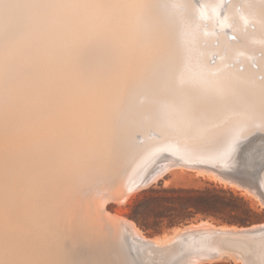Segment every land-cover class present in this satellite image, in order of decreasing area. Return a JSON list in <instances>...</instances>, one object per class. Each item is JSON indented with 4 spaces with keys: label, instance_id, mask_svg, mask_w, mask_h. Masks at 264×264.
I'll list each match as a JSON object with an SVG mask.
<instances>
[{
    "label": "rangeland",
    "instance_id": "1",
    "mask_svg": "<svg viewBox=\"0 0 264 264\" xmlns=\"http://www.w3.org/2000/svg\"><path fill=\"white\" fill-rule=\"evenodd\" d=\"M194 1L196 3L195 5L197 10L190 13L189 16L191 18H198L200 13L204 14L205 9L203 3L201 4L199 0ZM229 1H223V5L221 7L222 14H218V17L216 16L214 18L218 23L222 21V15L226 10V6ZM238 3L234 4V9L235 11L237 10V14L242 16V6L240 3ZM51 4L52 6L49 7V10L45 15L44 27L39 28L40 32H38L37 36L28 42L25 51H22L20 54L14 53L16 58L15 56H12L14 55L12 51L14 49L13 47H15V43L18 40L24 38L22 37L24 31H21L22 33L17 31L19 34L15 31L14 33H11L12 35L10 39L8 38L4 41L5 45L2 48L3 51L11 53V61L7 58V55L5 56L3 55V52H0V57L2 56L0 58V194H11L12 196L19 198V203L15 204L18 206L17 208L22 211L21 213L23 214L25 220L34 218L35 205L33 202H35L34 197L37 193H40L43 196V200H45L49 195L58 199L57 202H55L56 200L54 199V202L48 204V212L46 211V208L45 211H42L43 213L39 212L40 215L42 213L41 218L45 221V224H43L45 227L47 226L46 220L49 221L48 223H51L50 227H46L48 234H42V236L40 234V236L42 238L44 237L45 240L47 236L51 235L49 234L50 230L48 231V228H51V232H53L56 231V228L52 227L53 224L54 226L55 224H58L57 228L60 227L59 225L61 224V221L59 219L65 214L63 213L64 210L60 211V208L63 209V205H70L71 203L73 205L78 202L81 203L82 200H88L90 201L91 206V212L89 214H94L91 203H101V201L98 199L101 200L103 196H106L105 199L107 198L103 203L104 206H102V208H104L102 210L105 212L104 217L109 212V215L107 214L108 217L113 216L115 213L114 215L117 214L124 219L130 218L129 220L133 221L134 224L137 225L141 232L146 236L159 234L163 230L169 229L173 226H184L188 225L189 223H196L204 220H207L209 223H213L215 225L227 224L230 226H238L240 228L257 229V232L249 237H240L232 240L234 241V244L231 241L227 243V246L226 244L225 246L222 245L221 248L225 252L224 255L220 258L210 261L203 259L200 261L201 263L196 262L198 253L199 255L203 254V252L200 253L201 251L198 253L187 252L183 255H177V253L166 254L165 258L162 255L159 257L155 253L147 254L145 251H139L138 254L140 257L136 259L132 254V250L135 248L132 244L133 234L127 229V227L123 226L120 220H118L119 226L113 230L111 225L107 224V222L106 225L104 223H100L105 222V220H107V216L106 219L103 218L105 219L103 220V215H99L97 220L99 222L96 224L97 221L95 219L93 220V218H96V215L94 214L95 217L94 215L91 216V219L89 217L90 215L88 214L89 216H87V220L90 221L89 219H91L93 222L96 221L94 226L96 227L98 225L103 229H100V231L97 227L96 229L99 231L96 229L94 231L93 224H91L92 221L89 222V227L93 228L91 230H93V233L97 235L99 243L97 245H95V243L94 245H83V264H182L187 257L190 260L194 257L193 260H191L192 264H264V198L259 194L251 193L253 196L250 195V193L247 194L248 191L246 193V189H243V187H240L236 183L228 184L226 183L227 181H223L220 176L222 175L220 166L222 163L229 162L231 160L232 155L230 146H234V149L236 150L238 148V138L242 137L245 139L252 133H264V125L261 124L260 120L256 122L255 120L250 121L249 119H246L245 116H243V113H228L229 116H227V113H199L198 110L193 107L189 108L187 111H185V113L177 112V114L175 113L174 108L169 113L166 111H160V113H149L148 110L141 107L138 110L139 113H107L102 121L98 122V120H95L91 123H88V128L90 130L88 131L89 137H81L80 141H78L79 144H77L78 148L72 146L64 133V128L67 127L65 123L66 121L63 117L57 115L61 114V110H58V113L57 110L56 112L54 111L59 105L60 109L62 108V99L65 98L63 99L64 101L68 100L67 94L71 93V91L68 92L69 83L73 84L70 70L73 69V73L75 71V77H79L80 75L81 0H59L53 1ZM176 10L183 11V5L177 4ZM76 13L78 15H76ZM216 20H214L212 23L210 20L208 22L207 18H202L197 27V32L200 34H205L209 37L212 36L213 33L219 35L222 34L224 30H226L228 25L232 26L236 21L234 17H230L228 20V25H226V27L220 28ZM246 21H248V19L244 20L240 30L242 32H246L248 29L254 30L256 25L254 21ZM201 25L203 26L201 27ZM16 37L17 39L19 37V39L17 40ZM226 37L229 40L228 42L239 41V36H236L234 32L232 37H228L227 35ZM218 39V37H215L212 40L214 46L220 45L217 42ZM20 41L22 42V40ZM52 41H54V43ZM8 42H11V44ZM199 44L201 46H206V39L201 38L199 40ZM67 51L68 53L66 54ZM227 52V46L224 44L221 45L220 51L214 52V54L212 53L213 57H210L214 61L209 59L211 61L208 62L211 66L214 65L216 56L219 54L223 58H227V62L225 63L226 68H231L235 71H242L244 68L243 60L247 57V55L245 56L242 50H238L230 56L226 55L228 54ZM261 52L263 53L262 49L256 48V52H254L252 55H248V60L250 61L251 66L256 67V78L258 80L263 79L264 72L258 69V65L254 62L253 58L260 57L262 55ZM57 54L63 55L64 57L56 56ZM6 59H8V61ZM36 60H39V64L38 62L36 63ZM9 62L11 63L9 64ZM53 64H55L56 68L60 67V69L58 70L57 68L55 70V67H52ZM3 66L4 68L1 72V68ZM240 66L241 68H239ZM35 69L40 71V74H43V79H40V74V76L34 75ZM50 69L51 72L49 71ZM48 71L50 73H48ZM56 71L58 73L62 72V74L59 75L56 73ZM63 71L66 72L63 73ZM52 72L53 74L55 72V75L57 76L54 75L55 77H51L52 75L50 76L49 74ZM35 78L36 80L38 79L37 82L35 81ZM50 78H54L52 79L53 81H51ZM64 78L68 79V81H63ZM48 79H50V81ZM96 79H93L94 81H90H93V83L96 85L97 81L100 83V79ZM38 81H40V85L38 84ZM34 83L36 85L38 84L39 87L42 88L40 95H38L40 88H38V86L36 87ZM62 83L67 86H63ZM93 83L88 82L87 85L86 82H81L79 84L87 85L88 89L94 90L96 87ZM72 84H70V87ZM89 84H92L94 88L92 86L90 87ZM54 85H57L56 89ZM74 85L75 87L78 85L77 81ZM61 86H63V88H61ZM36 88H38V90H36ZM35 95H37V97H35ZM170 96L171 95L164 98H151L148 97L146 93L141 92V104L144 106L145 102L159 104L165 101L172 102L176 100ZM57 97L58 100L56 99ZM41 99L43 101L38 103L37 101ZM155 99H157V102ZM55 104L57 106H55ZM68 104H70L69 100ZM63 105L64 107L68 106L67 101H65ZM38 114L40 115L39 119L37 118ZM49 114L51 115L50 117ZM216 118L223 120L225 119L226 121L232 123L231 128L225 135L223 141L215 140L212 137H209V135L205 132V129L202 130L204 126H208L209 124L212 125L214 122L213 120ZM38 121L42 122L43 127L42 136L40 137L39 143L40 149L38 147L36 148L35 142V128L36 122ZM115 122L116 125H114ZM72 124L71 128L74 127V124ZM190 125L196 126L194 129H191L189 128ZM124 130L125 133L129 132L130 135L127 137L128 140L125 144V152L122 151L124 150V146L120 138V132ZM111 142H115L114 145ZM229 143L232 144L228 146ZM262 147L259 148V155L257 154L259 157L264 155ZM113 151L116 156L113 154ZM118 151L121 152L117 153ZM127 154L129 157H127ZM182 154L186 155L183 156ZM94 156L96 157L94 158ZM189 157L191 158L189 159ZM209 162L214 166L210 165ZM148 163L150 166H152L150 170H146ZM114 164L117 165L115 166ZM157 167L160 169L153 172V168ZM214 167L216 171H213ZM200 168H202V170ZM5 172L8 174H5ZM143 172L145 175L152 174L150 179H153L149 180L145 185H143L146 188L141 187L140 184L135 186L136 183L134 181L136 180V177L141 175ZM207 173H210V175L212 174L213 176H208ZM98 176L101 177L102 180ZM111 187L114 188L112 189ZM261 188L264 192V173L261 182ZM149 189H153V191ZM179 189H182L183 191H177ZM196 189L210 190L208 195L210 200L208 202H212V204H210L208 211L203 210V208L197 210L192 204H185V200H179L177 198L178 195H191L193 194L192 190ZM94 196L101 197L96 198ZM73 197H75L77 200L73 199ZM93 197L95 198V201L92 199ZM201 203L202 204H200V207H203L202 205L205 202ZM57 204L60 206L59 210ZM52 206H54V208ZM46 212L49 213V215L46 216ZM52 212L54 214L57 212V215L60 214L58 216L59 218L57 216V219L54 218L55 216ZM133 213L137 214L138 220L131 217V214ZM99 218H101V220ZM49 219H51V221ZM56 220L59 221L57 222ZM53 221H56L57 223H54ZM100 224L104 225L105 227ZM104 228L106 231H104ZM107 229H109V231H107ZM46 231L45 233H47ZM102 231L103 234H101ZM116 231L120 235H118ZM40 236L37 235V237L35 236L33 238L37 239ZM36 239L34 242H32L33 240L31 239V242L33 243V250L38 249L40 252V264L42 262V264H44V262H46V264L49 262L50 264L51 253L54 251L53 249L55 246L54 241L51 238L50 240L52 243L50 244L49 239V242L46 241L47 243H45V240L43 241L40 239L41 241H38ZM115 239L116 241L114 242L113 240ZM0 243H2L1 240ZM42 244L46 246L43 253L39 250L41 249L40 246ZM106 244L107 246H105ZM245 245L247 247H245ZM49 248L51 249L50 252ZM228 248L231 250H228ZM240 248L243 251H241ZM0 249V264H16L15 259L18 257L20 259H17V262H19L17 264H25L26 259L20 256H14L10 259H6L7 254L6 251L4 252L3 246H1V244ZM46 249H49L48 252ZM239 251H241L244 256H242L243 254L239 253ZM45 254H47V256L50 254V258H48L49 261ZM232 254L234 255L231 256ZM236 255L237 257L239 256V259L236 257ZM31 256L33 258L30 257V259H32L33 262L27 259L26 264H30L31 262V264H38V252L34 251ZM42 256H46L47 261L44 257L42 259Z\"/></svg>",
    "mask_w": 264,
    "mask_h": 264
},
{
    "label": "bare ground",
    "instance_id": "2",
    "mask_svg": "<svg viewBox=\"0 0 264 264\" xmlns=\"http://www.w3.org/2000/svg\"><path fill=\"white\" fill-rule=\"evenodd\" d=\"M53 1H59V0H0V52H3L4 54L3 53L2 54L5 56L7 55V58L10 59V61H11V57H10L11 53H7L2 49L3 46L5 45L4 41L8 38L10 39L12 35L11 33H14L15 31L22 33L24 31L22 35V37L24 38L20 39L22 40V42L18 40L19 37L18 39L16 37L18 41L15 43V47H13L14 49L12 52L13 54L14 53L20 54L22 53V51H25L28 42L31 41L34 37H36L38 32H40L39 28L44 27L45 15L49 10V7L52 6L51 3ZM199 1L201 2V4L203 3L205 9L204 14L200 13L198 18H191L189 14L197 10L195 5L196 3L194 0H81L80 75L79 77H75L74 76L75 71L73 73L72 71L73 69L70 70L71 78L73 80V84L69 83V88L67 87L68 92L71 91L70 94H67L70 104H68V100H65L67 101L68 106L64 107L63 103H65V101L63 99L65 98L63 99L61 98L63 101L61 103L62 108L60 109L59 107L60 105L57 106L55 104V106H57L56 108L59 109L55 108L54 111L56 112L57 110L58 113V110H61V114H57V115H60L66 121L65 123L67 127L64 128V133L67 136V139L70 141V144L72 146L78 148L77 144H79L78 141H80L81 137L82 138L86 136L89 137L88 131L90 130L88 128L89 126L88 123H91L92 121L95 120H98V122L102 121L107 113H139L138 110L141 107H143V109L148 110L149 113H160V111L161 112L166 111L169 113L173 108L176 114L177 112L185 113V111H187L189 108L192 107L197 109L199 113H224V114L227 113V116H229L228 113H243V116H245L246 119H249L250 121L255 120V122L260 120L261 124L264 125V77L262 80H258L256 78V73H257V71L255 70L256 67L251 66L250 61L248 60V55H252L254 52H256V48L262 49L263 50V53L261 52L262 55L260 57L253 56L254 57L253 60L258 65V69L264 72V0H230V1L228 0L229 3L227 4L226 10L222 15L223 19L219 23L214 18L216 16L218 17V14L219 15L222 14L221 7L223 5L224 0H199ZM238 2L242 6V13H243L242 16L237 14L236 12L237 10L235 11L234 9L235 8L234 4ZM177 4L183 5V11L176 10ZM76 15L78 14L76 13ZM230 17H234L236 20L232 26L228 25L229 22L228 20ZM202 18H207L208 22L210 20L212 23L214 22V20H216L220 28L226 27V25L228 26L226 27V30H224L222 34L216 35L215 33H213L212 36L209 37L206 36L205 34H200L197 32V27ZM245 19H248V21L249 20L254 21V23L256 24L254 30L248 29L246 32H242L240 30V27ZM202 26L203 25H201V27ZM233 32L236 36H239L238 42H234L233 40H232L233 42H228L229 40L226 37V35L228 37L230 36L232 37ZM215 37L219 38L217 42L220 45L218 46H214V44L212 43V40ZM201 38L206 39L207 41L206 46H201L199 44V40ZM52 42L54 43V41ZM8 43L11 44V42ZM223 44L227 46L228 54L226 55L228 56L234 54L238 50H242L245 56L247 55V57L243 60L244 68L242 71H238V70L235 71L231 68H226L225 63L227 62L226 61L227 58H223L219 54L216 56L214 65L212 66L210 65L209 62L212 60V58H210L212 56V53L214 54V52H219L220 47ZM67 53L68 51L66 52V54ZM15 54L12 56H15ZM56 56H63V55L57 54ZM8 59L6 60L8 61ZM37 62L39 64V60H36V63ZM10 63L11 62H9V64ZM52 67H55V64H53ZM3 68L4 66L1 68V72ZM57 68L55 67L54 69L56 70ZM239 68H241V66ZM38 69L41 70L40 68ZM59 69L60 67L58 68V70ZM49 71L51 72V69ZM49 71L48 73H50ZM57 71L56 73H58ZM64 72L66 71H63V73ZM56 73L54 72L53 74L52 72L49 75L50 76L52 75L51 77H55L57 76L55 75ZM39 74L40 71L35 69L34 75L37 76ZM58 74L61 75L62 72ZM40 75H41L40 79H43L42 78L43 74ZM36 78L35 81L37 82L38 79L36 80ZM96 78H98V80L100 79V83L98 81L96 82V85L98 83L97 86L95 85V83H93L94 81L93 79ZM50 79L48 80L50 81ZM52 79L51 81H53ZM64 79L63 81L66 80L68 81V79L66 78ZM76 81L78 85H76L75 87L74 84ZM81 82H86L87 85L88 82H91L94 84L96 89L94 90L88 89L87 85L79 84ZM39 83L40 81H38V84ZM38 84L36 85L34 83L36 87L38 86V88H40L39 87L40 84L39 85ZM70 84L74 86L71 85L70 87ZM89 85L90 87L92 86V84ZM56 86L55 89L57 88ZM63 86H67V85L63 84ZM63 86H61V88H63ZM38 88H36V90H38ZM41 89L42 88H40V90L38 91V95H40ZM141 92L146 93L148 97L151 98L152 97L164 98L167 96L169 97V95H171L170 97H173L176 100L172 102L165 101L159 104L143 102L145 105L142 106L141 104L142 98H140ZM35 97H37V95H35ZM56 99L58 100V97ZM155 100L157 102V99ZM41 101L43 100L41 99L38 100L37 102L40 103ZM39 114L37 115L38 119L40 118ZM50 116L51 115L49 114V117ZM213 121L214 122L212 125L209 124L210 126L209 125L204 126L202 130L205 129V132L209 135V137H212L215 140L223 141L225 135L227 134V132H229L232 123L226 121L225 119L223 120L220 118L218 119L216 118ZM38 122H36V128H35V142H36V148L38 147L40 149L39 143H40V137L42 136L43 127H42V122L41 121L39 123ZM72 123L74 124L73 128H71ZM114 125H116V122ZM195 126L196 125H190L189 128L194 129ZM128 136H130L129 132L125 133V130L120 132V138L124 146L123 148L124 150H122L123 152H125V144L126 141L128 140L127 139ZM254 136H257V138H259V141L257 142L256 145L259 148L263 146L262 151H264V133H252L249 137H247V139H250L251 137ZM254 139L256 141L255 137ZM253 147L254 144L253 145L250 144L249 148L246 149L245 151H242V153L241 150L237 148L236 155H232L231 160L229 162L222 163L220 166V171L224 169H228L230 165L232 166L236 163L238 167L242 170H245L247 174L248 173L251 174L252 172L259 170L258 178L261 187V182L264 173V163L263 164L261 163L264 160V155L259 157L258 156L259 154L257 155L256 153H252L251 151L252 149H254ZM120 152L118 151L117 153ZM95 157L96 156H94V158ZM127 157H129L128 154ZM190 158L191 157H189V159ZM159 169L160 168L158 167L153 168V172L158 171ZM200 169L202 170V168ZM214 170L215 167L213 171ZM5 174L8 173L5 172ZM207 175L209 176L210 173H207ZM147 176H149L148 181L153 180L150 179L152 176L151 174L150 175L146 174L144 178H146ZM220 176L221 179L223 181H227L226 183L228 184L236 183L240 187H243V189H246V193L248 191L247 194L250 193V195H252L251 193H253V194L261 195L254 185H250V183L252 182L251 179H244V181L247 182H242L236 177H232L230 175H224L223 173ZM99 178L101 179V177ZM94 197L92 199L95 201ZM103 197L101 200L98 199L99 201H101V203L95 204L94 201H93L94 203H91L93 208L92 211L94 212L97 218V219L93 218V220L95 219L97 221L99 215H103L102 219L103 218L106 219L107 216V220L103 219L105 220V222H100V223H104L106 225L107 222V224L111 225V228L113 230H115L114 228H117V226H119L118 220H120L123 226L127 227V229L130 230L133 234L132 244L135 248L132 250V254L136 259L140 257L138 254L139 251H145L147 254L155 253L159 257L160 255L164 256V258L166 254L177 253V255H183L184 253L187 252L198 253L201 251L200 253L203 252V254L199 255L198 253V257L196 256L197 257L196 262H200L203 259L210 261L213 259L220 258L224 255L225 252L221 248L222 245L225 246L226 244L227 246V243L231 242L234 239L240 237H249L257 232V229H252V228L246 229L234 225L230 226L227 224L215 225L213 223H209L207 220L206 221L204 220L196 223H189L188 225H184V226H180V225L173 226L169 229L163 230L159 234H154L153 236H146L141 232V230L137 227V225L134 224L133 221L129 220L130 218L124 219L123 217L118 216L117 214H116L117 216L114 215L115 213L114 214L112 213L113 216L108 217L109 212L107 213L108 215L106 214V216L104 217L105 212L102 210L104 209L102 208V206H104L103 203L106 201L107 198L105 199L106 196ZM34 198H35V202H33L35 205L34 218L25 220L23 214L21 213L22 211L19 210V208H17L18 206L15 204V203H19V198L16 196H12L11 194H2V195L0 194V240L2 242L0 244L1 246H3L4 252L6 251L7 254L6 259H10L11 257L14 256H20L26 259L25 260V264H26L27 259L33 262V260L30 259V257L33 258L31 255L34 253V251H37L39 260L37 259L36 260L37 262L39 261L38 264H40V256H39L40 252L38 251L37 248H36L37 250H33L32 247L33 244L32 242H34V240L36 239V238L34 239L33 237L35 236L37 237V235L40 236V234L41 236L42 234H46V235L48 234V232L46 231V227L48 226L50 227L51 223H48L49 221L46 220L47 226L45 227L43 225L45 224L44 223L45 221L42 220L41 218L43 213L42 211L43 210L45 211V208L47 211V207L49 206L48 204L54 202V199L56 200L55 202H57L58 199L49 195L48 197H46L45 200H43V196L40 193H37ZM73 199L76 198L73 197ZM54 206L52 207L54 208ZM57 207L59 210L60 206H58V204ZM62 208L63 209L60 208V211L64 210L63 213L65 214L64 215L62 214L64 218L61 215L62 217H60L59 219L61 221L60 222L61 224L59 225L60 229L57 228L58 224L57 225L55 224L56 227L54 226V224L52 226L56 228V231L51 232L52 229L48 228V231L50 230L49 234H51L49 236L54 241V245H55L53 249L54 251L52 250L53 252L51 253V258H50V254H48L49 256H47V254L45 255L47 256V259L48 258L51 259L50 264H83L84 262L83 261L84 252H82L83 245H89V244L94 245V243L95 245H97L99 243V239L97 235H95L93 232L97 227L99 230L103 228H101L98 225L96 227L94 226L96 221L93 222L91 220L92 219L91 216H93L94 214H89L91 212L90 209L91 206H90V201L88 200L87 201L82 200L81 203L78 202L73 205L72 203L70 205L65 204L63 205ZM39 212H42L41 215L39 214ZM47 212H46V216L49 215V213ZM55 214H54L55 217L53 216L54 218L60 215V214L57 215L58 213L56 215ZM87 216L91 218L88 219L92 221L91 224H93L94 231L91 230L93 229L92 227L91 228L89 227L90 221L87 220ZM99 219L101 220V218ZM49 220L51 221V219ZM56 221L53 222L57 223L58 221L57 222ZM98 222L99 221H97L96 224H98ZM102 226L105 227L104 225ZM98 229L96 230L99 231ZM45 231L47 233H45ZM104 231H106L105 228ZM107 231H109V229H107ZM101 234H103V231ZM47 237L46 240L43 237L45 243L49 242V240L51 239L50 237H49L50 239ZM39 238H37L36 240L39 241L42 237L40 239ZM43 238L41 240H43ZM31 239L34 240L32 241ZM113 241L115 242L116 239ZM232 242L234 244V241ZM49 243L50 244L52 243L51 240ZM43 244L40 246L42 250L39 249L40 251H42V253L46 248V246H44ZM105 246H107V244ZM245 247L247 246L245 245ZM49 249H46L47 252ZM215 250L217 251L216 254L217 256L211 257L212 256L210 255L211 252ZM228 250L231 249L228 248ZM240 250L243 251L241 248ZM50 251L51 249L49 250V252ZM241 251H239V253H241ZM233 255L234 254H232L231 256ZM46 256H42V259L44 257L46 260ZM242 256H244V254ZM193 258L191 260H193ZM17 259L20 258L18 257ZM17 259H15L16 264L19 263L17 262L18 261ZM191 260L187 257L184 263L182 264H192ZM44 264H46V262H44ZM47 264H49V262H47Z\"/></svg>",
    "mask_w": 264,
    "mask_h": 264
},
{
    "label": "water",
    "instance_id": "3",
    "mask_svg": "<svg viewBox=\"0 0 264 264\" xmlns=\"http://www.w3.org/2000/svg\"><path fill=\"white\" fill-rule=\"evenodd\" d=\"M254 137L256 138V141H255ZM254 137H251L250 139H247V138L244 139V138L240 137V138L237 139L238 140L237 141L238 149L241 150V153H242V151H245L246 149H248L250 144H252V145L254 144V147H253L254 149H252L251 152L258 154L257 151H259V149H258L259 147L256 144L259 141V138H257V136H254ZM253 141H255V142H253ZM230 144H232V143H229L228 146ZM258 144H260V143H258ZM230 149H231L230 150L231 151V155H236L237 150L235 151L234 146L233 147L230 146ZM237 157H238V155H237ZM263 163H264V160L262 161L261 164H263ZM210 165H213V164H210ZM151 167L152 166H150V164L148 163L146 170L147 169L150 170ZM221 172L224 175H230L232 177H236L242 182H247V181H244V179H251L252 182L250 183V185H254L257 188V190L260 192V194L264 197V192H263V190H262V188L260 187V184H259L260 183L259 178H258L259 170L254 171L251 174H249V173L247 174L245 172V170L240 169L238 167L237 163H236V164H234L232 166L230 165L228 169L221 170ZM144 175L145 174L143 172L141 175L136 177V180H134L135 183H136L135 186L140 184L141 187L146 188L143 185H145V183L148 181V177L149 176L144 178L145 177ZM216 254H217V251L215 250V251H212L210 255H212L211 257H216L217 256Z\"/></svg>",
    "mask_w": 264,
    "mask_h": 264
},
{
    "label": "trees",
    "instance_id": "4",
    "mask_svg": "<svg viewBox=\"0 0 264 264\" xmlns=\"http://www.w3.org/2000/svg\"><path fill=\"white\" fill-rule=\"evenodd\" d=\"M151 191H153V189H149ZM177 191H183L182 189H179ZM193 194L191 195H186V196H181V195H178V199L179 200H185V204H192L193 206H195V208L197 210L203 208V210H209V206L211 203H209L208 201L210 200L208 195L210 193V190L208 189H205V190H199V189H196V190H192ZM201 202H205L202 206L203 207H200L202 204ZM131 217L135 218L136 220H138L137 218V214L136 213H133L131 214Z\"/></svg>",
    "mask_w": 264,
    "mask_h": 264
}]
</instances>
